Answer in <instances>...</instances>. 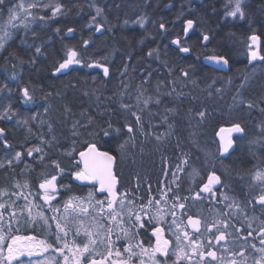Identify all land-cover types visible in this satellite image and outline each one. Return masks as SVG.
Instances as JSON below:
<instances>
[{"label":"snow or ice","instance_id":"snow-or-ice-1","mask_svg":"<svg viewBox=\"0 0 264 264\" xmlns=\"http://www.w3.org/2000/svg\"><path fill=\"white\" fill-rule=\"evenodd\" d=\"M150 7L148 0H139L141 11L114 25L99 0H0V58L14 70L48 59L41 29L87 8L85 27L91 34L78 44H64L51 76L89 69L96 73L93 83L97 77L102 84L119 78L111 95L92 88L84 92L89 107L77 112L65 102L58 117L53 92L25 83L17 71L0 82V171L6 180L0 186V264H264V85L256 96L251 75L238 83L231 77L198 80L194 64L182 66L190 56L203 57L212 72L230 71L233 49L210 47L218 33L183 11L174 21L157 20L148 15ZM251 7L249 0H222L219 11L213 6L212 12L219 15L217 29L247 25L246 36L229 31L226 39L244 49L255 69L254 62L264 67V19L257 27ZM259 9L264 16V0ZM149 24L158 31L153 33ZM129 26L140 30L125 37L139 48V60L124 51L116 65L111 57L119 49L92 52L100 37ZM54 31L63 42L73 39L77 29ZM157 36L169 41L163 57L159 45L149 46ZM20 50L30 53L27 60ZM169 50L176 57L172 62ZM152 61H159L164 73L154 71ZM226 93L232 101L226 115L247 112L254 120L251 131L243 118L230 119L226 127L211 123L213 112L201 96L223 100ZM55 96L63 98V93ZM38 100L39 108L31 107ZM7 124L24 130L23 142L9 139ZM57 125L67 132L57 134ZM208 127L215 151L200 148L205 166L212 159L231 158L243 143L239 166L222 174L214 164L205 170L194 162L182 129L199 148ZM149 145L156 152L173 151L175 158L164 171L167 183L161 181L156 189L148 183L145 193L137 175L133 188L123 187L118 159L135 164ZM193 207L199 211L193 213Z\"/></svg>","mask_w":264,"mask_h":264},{"label":"trees","instance_id":"trees-1","mask_svg":"<svg viewBox=\"0 0 264 264\" xmlns=\"http://www.w3.org/2000/svg\"><path fill=\"white\" fill-rule=\"evenodd\" d=\"M131 2L132 0H99L100 6L105 8V15L108 21L114 25H118L119 23H122L123 19L126 16L130 15ZM149 3H151V7L147 11L150 17L155 18L157 20L163 17L166 21H174L176 20V16L181 11H183L185 16H190L193 19L202 22L206 28H212L214 31L218 33L215 36V38L212 40L210 47H214L217 50H221V51L225 50V46L227 48L233 49L231 53L232 66H231V70L227 74H223V72L210 71L205 67L203 62V57H201L200 60H196L195 53L192 56H190L182 64V66L186 67L188 64H194L196 78L198 80L200 81L208 80L209 82H211V79L216 77L221 78V80H227L229 77H231L238 83L243 75H251L253 76V81H252V88L254 90L253 94L256 96L260 94V87L261 85H264V67H261L260 64L258 63L255 69H253V66H250L247 63L246 57L243 54L244 49L240 47L239 44L233 43L232 41H227L226 39V33L229 31L237 32L238 36L241 33H243V35L246 36L247 25L241 22L235 28H232L230 25L222 29L216 28V25L219 22V15L213 14L212 7L216 6L219 11L222 0H150ZM165 3H172L174 4V7H172L171 9L165 8L164 7ZM249 3L252 6L250 8V14L253 15V18L257 21V27H259V21L261 19H264V16H261L259 9L260 0H249ZM117 4L120 6L119 8L116 7ZM87 21H88V9L85 8L84 12L81 13L80 15H71L67 18H62V23L56 24L55 22H53L51 27L41 29L40 33L42 36L44 47L47 50V53L49 54L48 59L41 57L35 66L25 63L20 68L14 70L11 63H6L2 58H0V82L8 80L12 72L17 71L23 76L25 83L31 81L32 84L38 87V89L42 88L44 91L53 92L52 99L55 109L54 116L57 117L59 116L62 110V104L65 102H72V106L74 110H76L77 112L80 110L81 107L84 108L89 107L90 100L89 97L84 95V92L90 91L92 88H100L101 90L105 91V95H111L112 92H114L119 86L118 77L113 78L109 83L106 84H102L101 78L97 77L95 83H93L92 77L96 76V73L89 69H82L77 72H73L70 75L63 76L60 78H54L51 76L53 61L54 59H58L60 56L63 55L64 44L65 43L69 45L78 44L82 36L84 38H88L89 35L91 34L90 30L85 27ZM66 26L75 27L77 29V32L73 39L71 40L65 39L62 42L61 37L56 35L54 28L65 27L66 30ZM148 27L150 30H152L153 33H156L158 31L157 29L152 28L151 24H149ZM179 28H180V23L179 21H177L175 30L178 31ZM139 31L140 30L138 28H136L135 31H133V28L130 26L125 29H120L119 27H117L113 30V33H106L104 36L96 40V48L93 49L92 52L95 53L97 51H105V54H107V51L113 47L119 49V51H117L111 57L116 65L120 64L121 61L119 59V56L124 51L132 52L134 55L137 56V60H139L140 56L137 55L139 53V48L133 46L131 39H125V37H130L132 35L138 34ZM114 34L116 37L115 40L112 39ZM96 35H93L92 38L96 39ZM40 42L41 41H38V43ZM168 43L169 41L167 39L157 36L156 42L149 46L155 47L159 45L161 48V55L163 57L164 52L166 51L164 46ZM20 55L24 57L25 60H27L30 53H26L23 50H20ZM167 56L169 62H172L176 59L175 55L170 50L167 52ZM141 62L143 63V61ZM132 63L135 64L136 61L134 60L132 61ZM145 66L148 65L145 64ZM150 66L154 71L164 73V69L160 67L159 61H152ZM9 82L14 84V82L12 81ZM72 85H75V87L73 88ZM216 86H220V84L218 83ZM201 87H204L203 83H201ZM58 91L63 93V98L55 96V93ZM202 97L203 96H201V98ZM40 102L41 101L38 100L37 104L31 107L38 109ZM186 103L183 105L184 109L188 107ZM231 103L232 101L225 103L227 107L226 109L224 108L225 106L224 104L215 107V109L212 110L214 114L212 115L211 123L213 124L219 123L222 126H227L230 119L243 118V120L246 122L250 130L251 127L249 125H253L254 122L251 124L252 118H249L246 112L241 113L240 117L229 118L226 115L228 111V106ZM217 105L219 104L217 103ZM0 124H3V122H0ZM5 126L8 128L9 131V139L13 143L23 142L24 137L26 135L24 130L12 124H7ZM68 127H70V124L68 125ZM62 131L66 133L67 128L57 125V134H59ZM182 135L184 137L185 150L193 153L194 162L200 167L205 168V170H207V168L211 167L213 163L216 162L214 165L218 173H222V174L227 173L230 169L239 166V161L245 154V149H241V147L239 146L237 148L236 153L234 154L235 155L234 158H229L227 160H223L221 157L218 159H212L210 163H208L207 166H205L204 152L200 151V148H204L205 146H207L208 149L215 151V148L211 143V140L213 138L212 128L208 127L207 134L201 135L199 140V145H200L199 148L195 144L191 143V141L188 139L187 129H182ZM113 148H115V144H113ZM236 154L238 155L237 157ZM196 155L199 156L198 160L195 159ZM170 156L174 157L172 149L170 148L167 150L161 149L159 152H156L149 145L146 146L143 159H140L138 157L137 162L135 164H133L130 159L124 162H121L118 159L117 163L120 166L119 171L122 172V175L120 177L121 185L125 188H133L138 182L137 175H139V182H141L143 185L142 191H144L145 193L147 190L148 183H151L153 189H156L159 186L160 180H164V182L167 183L168 178L165 179L163 178V173L166 169V167H164L166 159L164 158L168 159ZM20 167L22 168L23 165H21ZM222 168L225 171H223ZM17 171H19V169H17ZM39 171L40 169L37 168V172ZM158 171L160 172V176L156 179L155 174ZM183 181H184V186L187 187V183H188L187 177H183ZM5 183H6L5 174L3 171H0V186L4 185ZM237 195H240L239 191L237 192ZM192 210L198 211L199 208L193 207ZM29 234H32L31 229H29ZM36 234L39 235V233Z\"/></svg>","mask_w":264,"mask_h":264},{"label":"rangeland","instance_id":"rangeland-1","mask_svg":"<svg viewBox=\"0 0 264 264\" xmlns=\"http://www.w3.org/2000/svg\"><path fill=\"white\" fill-rule=\"evenodd\" d=\"M150 0H148V2H149ZM138 2H139V0H132V2H131V5H130V15L129 16H132L134 13H136V12H138V11H141V9H138L137 8V4H138ZM130 27H134V26H130ZM255 63V65H258V63L259 62H254ZM250 66H252V65H250ZM228 73V72H227ZM227 73H223V74H227ZM206 99V100H205ZM201 100H203V102H204V104H205V106H207L210 110H214L215 109V107H217V106H221V105H225V103H228L229 101H231V94H225V96H224V99L223 100H220V99H218V98H212V99H207L206 97L204 98V97H202L201 98ZM217 103L219 104V105H217ZM187 105H188V103H186ZM189 106V105H188ZM224 108L226 109L227 107H226V105L224 106ZM247 113V112H246ZM214 114V113H213ZM253 117L255 118V119H259V114L258 113H253ZM254 122V120L252 119L251 120V124ZM251 128H250V131L252 130V126L253 125H249ZM240 147H241V149H245L244 148V144L243 143H241L240 145H239ZM234 156L235 155H233L231 158H234ZM238 155L236 154V157H237ZM174 158L175 157H169L167 160H166V162H165V165H164V167H166V168H168L169 167V165H170V162H171V160H174ZM224 160V159H223ZM216 162H214L213 164H215ZM223 169V168H222ZM223 171H225L224 169H223ZM156 179L160 176V172L158 171L156 174ZM163 178L165 179L166 177H165V174L163 173ZM161 181H163L164 182V180H160V182ZM157 185V184H156ZM199 211V210H198ZM192 212L193 213H196L197 211H195V210H192Z\"/></svg>","mask_w":264,"mask_h":264},{"label":"water","instance_id":"water-1","mask_svg":"<svg viewBox=\"0 0 264 264\" xmlns=\"http://www.w3.org/2000/svg\"><path fill=\"white\" fill-rule=\"evenodd\" d=\"M221 72H223V73H227V72H229V70H227V69H225L224 71H221ZM226 127V126H225ZM218 139V138H217ZM222 159H225L224 157H222Z\"/></svg>","mask_w":264,"mask_h":264}]
</instances>
